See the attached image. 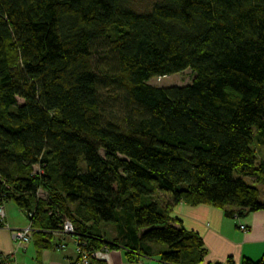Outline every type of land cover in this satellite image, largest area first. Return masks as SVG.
Returning <instances> with one entry per match:
<instances>
[{
    "label": "trees",
    "instance_id": "trees-1",
    "mask_svg": "<svg viewBox=\"0 0 264 264\" xmlns=\"http://www.w3.org/2000/svg\"><path fill=\"white\" fill-rule=\"evenodd\" d=\"M134 4L0 0V205L39 249L68 219L86 250L202 264L174 206L264 210L244 181L264 183V0ZM185 70L186 86L147 82Z\"/></svg>",
    "mask_w": 264,
    "mask_h": 264
},
{
    "label": "crops",
    "instance_id": "crops-1",
    "mask_svg": "<svg viewBox=\"0 0 264 264\" xmlns=\"http://www.w3.org/2000/svg\"><path fill=\"white\" fill-rule=\"evenodd\" d=\"M257 154L258 164L264 161V149L257 150ZM249 178L254 181V178ZM4 209L5 220L11 228L20 229L28 224L22 210L12 202L6 203ZM171 217L179 220L183 228L201 237L206 255L202 264H264V210L239 219L246 225V232L238 229V222L226 218L222 210L207 204L194 207L176 205ZM54 240L53 247L43 249L38 248L32 237L28 243L16 242L0 222V253L14 252L20 264H71L75 258L73 239L55 235ZM98 258L107 264H136L130 263L118 250H111ZM139 264L154 263L144 259Z\"/></svg>",
    "mask_w": 264,
    "mask_h": 264
},
{
    "label": "built area",
    "instance_id": "built-area-1",
    "mask_svg": "<svg viewBox=\"0 0 264 264\" xmlns=\"http://www.w3.org/2000/svg\"><path fill=\"white\" fill-rule=\"evenodd\" d=\"M5 205H0V222L4 229L10 231L11 237L14 241L20 243H28L31 240V237L35 230L33 229L30 222L20 229H14L8 226L5 220ZM235 221L238 222V229L243 232L247 231L246 225L240 223L237 216H234ZM60 231H54L53 234L58 237H69L73 239L75 258L72 260L71 264H92L91 259H98L99 255L108 254L111 250L107 247H102L98 251H89L86 250V243L80 241L75 236V229L73 228L71 222L68 219H64L63 223L60 226ZM0 264H20L16 261L14 257V252L10 251L7 253H0Z\"/></svg>",
    "mask_w": 264,
    "mask_h": 264
},
{
    "label": "rangeland",
    "instance_id": "rangeland-1",
    "mask_svg": "<svg viewBox=\"0 0 264 264\" xmlns=\"http://www.w3.org/2000/svg\"><path fill=\"white\" fill-rule=\"evenodd\" d=\"M153 0H135V8L142 12L145 11L149 5L151 4ZM193 73L191 70H185L181 73H177L175 75H167V77H156L153 79L148 80L147 82L156 87H163L167 88L168 86H186L189 85L193 80ZM19 103H21V100H19ZM255 151L264 149V144H254ZM263 152V151H262ZM244 181L248 184L254 185L257 187L260 191V197L261 200H264V183H255L254 181L250 180V178H244ZM40 195L45 196V193L40 192ZM112 227L111 224H108V228ZM109 237V236H108Z\"/></svg>",
    "mask_w": 264,
    "mask_h": 264
}]
</instances>
